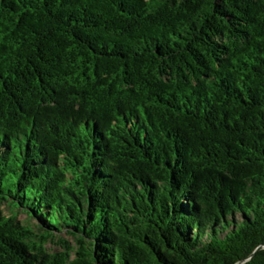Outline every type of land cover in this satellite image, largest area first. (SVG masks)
Here are the masks:
<instances>
[{"label":"trees","instance_id":"16d2710c","mask_svg":"<svg viewBox=\"0 0 264 264\" xmlns=\"http://www.w3.org/2000/svg\"><path fill=\"white\" fill-rule=\"evenodd\" d=\"M260 246L264 0H0V264Z\"/></svg>","mask_w":264,"mask_h":264},{"label":"rangeland","instance_id":"374dc122","mask_svg":"<svg viewBox=\"0 0 264 264\" xmlns=\"http://www.w3.org/2000/svg\"><path fill=\"white\" fill-rule=\"evenodd\" d=\"M3 211H4V214H6V215H11L12 214L10 208L8 206H6V205L3 206ZM16 211H17V219L20 222H22L23 224H26V225H30L34 229H36V220L34 218L29 217L28 214L26 212L22 211V210H16ZM67 239H69V241L72 242V238L67 237ZM47 248L55 250V249H57L59 247L57 245H54V244H49L47 246Z\"/></svg>","mask_w":264,"mask_h":264},{"label":"water","instance_id":"95a60500","mask_svg":"<svg viewBox=\"0 0 264 264\" xmlns=\"http://www.w3.org/2000/svg\"><path fill=\"white\" fill-rule=\"evenodd\" d=\"M261 248H264V247H258V248H256L246 259H244V260H242V261H240V262H238L237 264H243L244 262H246L247 260H249L253 255H254V253L256 252V251H258L259 249H261Z\"/></svg>","mask_w":264,"mask_h":264}]
</instances>
